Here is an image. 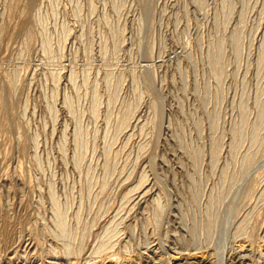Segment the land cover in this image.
Here are the masks:
<instances>
[{
  "label": "rangeland",
  "instance_id": "374dc122",
  "mask_svg": "<svg viewBox=\"0 0 264 264\" xmlns=\"http://www.w3.org/2000/svg\"><path fill=\"white\" fill-rule=\"evenodd\" d=\"M152 262L264 264V0H0V264Z\"/></svg>",
  "mask_w": 264,
  "mask_h": 264
},
{
  "label": "bare ground",
  "instance_id": "6f19581e",
  "mask_svg": "<svg viewBox=\"0 0 264 264\" xmlns=\"http://www.w3.org/2000/svg\"><path fill=\"white\" fill-rule=\"evenodd\" d=\"M238 251V250H237ZM155 261V260H154ZM151 264H156V263H154V262H152Z\"/></svg>",
  "mask_w": 264,
  "mask_h": 264
}]
</instances>
